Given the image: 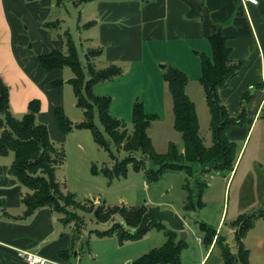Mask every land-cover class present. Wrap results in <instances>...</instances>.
Returning <instances> with one entry per match:
<instances>
[{
  "label": "rangeland",
  "instance_id": "374dc122",
  "mask_svg": "<svg viewBox=\"0 0 264 264\" xmlns=\"http://www.w3.org/2000/svg\"><path fill=\"white\" fill-rule=\"evenodd\" d=\"M35 1L25 0L26 3ZM93 6L88 5L85 13L80 14L72 5H57L54 0V5L46 14L48 22L42 25L51 32L50 35L56 41L55 45L47 48L48 50L59 49L66 52L67 38H72L87 79V54L90 49H98L95 47L99 46L97 39H88V36L96 37L97 31L94 27L83 29L81 26L77 29L76 21L80 17L85 19L83 21L88 20ZM74 12L77 20L70 16ZM60 13L64 14V24L50 23L54 21L55 15ZM38 14L39 11L33 7L25 12L23 10L22 14L26 47L31 56H36L47 47L42 45L46 41L34 25ZM195 52L198 51H193L194 54ZM172 53L174 52L169 49H161L156 54L148 52L140 62H123L120 64L122 74L119 77L97 83L92 88L96 95L111 97L110 115L123 123L128 134L133 131L134 104L140 103L149 119L147 136L155 153L160 155L170 152V147H176L178 153L183 154L185 148L182 135L175 128L172 99L163 77L165 69L160 67L163 64L161 59H165L166 64L185 67L188 73L186 92L196 107L200 136L205 147L212 145L211 112L199 80L201 56L190 55V60L181 62L179 54ZM92 64L96 69L107 66L103 56L95 58ZM48 77L49 86L52 88L50 91L53 92L48 97L50 108L39 115L42 122L38 119L37 121L48 127L52 142L56 148L64 151V162L56 167V179L62 193L72 195L75 201L80 203V207L75 209L82 219V225L75 240L74 251L71 252L72 263L135 264L134 262L143 255L164 246L168 239L167 232L171 230L166 223L157 222L162 226L160 227L152 222L137 237L124 238L121 241L119 230H112L114 222H122L120 214H114L109 222H101L96 212L99 206L106 209L124 206L129 209L149 205L171 209L184 218L187 238L181 244L180 264H200L207 253L209 246L205 243L206 234L202 231V223L226 238L224 243L229 244L231 251L236 253L238 244L235 241L233 221L240 214H256L241 243L249 250L250 264H264V168L259 164L263 161L262 152L259 156L254 150L256 133L252 135L247 146L249 136L232 175L229 170L203 167L194 162L187 163L192 166L191 174L185 169L164 170L157 181H149L147 171L157 169L156 166L152 168L150 157L145 155L146 153L143 154L142 149L133 154L123 148L118 149L117 145L111 142L98 113L95 115L94 124L103 134L109 149L95 141L91 129L77 126L85 122L86 117L70 84L74 77L72 69L63 67L49 72ZM57 107L63 110L73 126L68 132L61 131L58 126L53 112ZM237 143L240 147L243 140ZM131 155L143 161L139 170H135L133 162L126 164V159ZM118 160L125 162L121 169L116 168ZM202 187V206H199L196 201L200 198L199 191ZM192 198L194 209L186 211L190 206L189 199ZM178 241L179 236L176 242ZM211 254L212 252L202 264H223L218 247Z\"/></svg>",
  "mask_w": 264,
  "mask_h": 264
},
{
  "label": "crops",
  "instance_id": "0c3cea01",
  "mask_svg": "<svg viewBox=\"0 0 264 264\" xmlns=\"http://www.w3.org/2000/svg\"><path fill=\"white\" fill-rule=\"evenodd\" d=\"M257 1L253 4L247 0H62L61 5H72L80 14L85 13L88 5H94L91 17L86 21L81 17L78 19L76 12L70 16L78 19L77 29L81 26L83 29H96V37L89 35L88 39L98 40L99 46L95 48L103 49L100 57L105 58V68L111 64L120 67L127 61L140 62L148 52L156 54L161 49L179 54L181 62L190 60V55H211L209 37L213 35V26L220 25L231 48L230 59L242 62L239 73L220 90L221 99L231 116H238L243 106L245 108L244 123L231 126L227 132L230 140L236 143L243 140L238 147L235 170L243 147L250 136L249 145L254 133V150L259 156L262 152L263 161L259 164L264 168V0ZM53 5L54 0L30 3L0 0V77L9 88L11 113L19 119L34 99L41 102L37 113L40 122L39 115L50 108L48 97L53 92L50 91L49 73L38 64L37 56L59 50L47 49L56 41L42 26L48 22L46 14ZM31 7L40 13L34 25L44 36L46 42L42 45L47 46L36 56H31L26 47L22 25L23 10L25 12ZM63 15H55L56 20L50 23L63 25ZM90 22L93 24L86 27ZM191 49L198 52L194 54ZM160 62L164 64L160 65L162 69L165 66L177 67L164 63L165 59ZM177 68L188 75L185 67ZM247 92L250 96L243 105L242 96ZM13 160V152L0 155V264H28L17 256V250L37 253L48 260L47 264H74L71 258L64 259L60 253L74 251L80 232L76 230L75 222H63L64 214L49 207H41L26 216L23 199L31 191L10 173ZM215 248L213 242L200 264L210 252L213 254Z\"/></svg>",
  "mask_w": 264,
  "mask_h": 264
},
{
  "label": "trees",
  "instance_id": "16d2710c",
  "mask_svg": "<svg viewBox=\"0 0 264 264\" xmlns=\"http://www.w3.org/2000/svg\"><path fill=\"white\" fill-rule=\"evenodd\" d=\"M82 1L80 0V2ZM61 2L62 0H57V5H60ZM92 24L90 22L86 27ZM213 31V35L209 37L212 54L211 56L201 55V76L199 78L211 112V147H205L203 143L199 133L200 127L195 104L186 93L188 75L173 66H165L163 72L164 81L172 99L175 128L181 133L184 142L183 154H179L176 147H170V152L165 155L155 153L146 133L149 119L140 103L136 102L133 107V131L131 134L127 133L120 120L110 115L111 97L96 95L92 88L97 83L119 77L122 74V68L114 64L103 69L94 68L92 61L102 55V48L90 49L87 54L86 72L89 79H87L71 37L67 38L66 52L53 50L47 54H40L37 56V62L47 73L63 67L72 69L74 77L70 80V84L78 98V105L84 109L86 117V121L77 126L91 129L95 141L101 146L106 145L105 148L109 149L103 134L94 124L95 115L98 113L111 142H114L118 149L123 148L130 154L142 149L143 154L146 153L145 155L150 157L153 162L152 168L156 166L157 169L147 171L149 181H157L164 170L185 169L191 174L192 166L187 163L194 162L200 163L203 167L232 172L237 162L238 145L229 139L227 132L231 126H240L244 123L242 118L245 108L243 106L238 116H231L221 99L220 90L226 87L231 78L239 73L242 62H233L230 59L231 48L227 45V37L223 34L222 27L215 24ZM59 83L61 84V82ZM249 96L250 92L242 96L243 105L248 102ZM40 108L41 102L34 99L29 103L28 111L24 116L20 119L16 118L10 110L9 88L0 77V129H2L0 155L14 153L10 173L31 191L23 199L26 216L33 214L41 207H49L64 214L63 222L74 221L77 226L76 230L80 231L82 219L75 209L80 207V203H77L72 195L63 194L56 179V167L64 162V151L61 148H56L50 138L48 127L37 121V113ZM54 114L61 131L68 132L73 127L60 107L54 109ZM126 160V164L134 163L135 170H139L143 165L142 160L136 159L132 155ZM124 164L125 162L118 160L116 168L121 169ZM202 192L203 187L199 191L200 198L198 197L196 201L199 206H202ZM193 199H189L190 206L186 211L194 209ZM147 208L145 205L129 209L124 206L109 207L108 209L99 206L96 212L101 222H109L114 214H120L122 222H114L112 230H119L122 241L124 238H133L139 235L132 234L129 229L139 226ZM255 216L256 214H240L233 221L235 241L238 244L236 253L231 251L229 244L224 243L226 238L218 234V231L211 230L205 224H201L202 231L206 234L205 243H208L210 247L214 242V246L220 249L223 264H250L249 250L241 243V240L244 239L247 230L252 226ZM152 222L157 223L158 221L153 220L149 224ZM159 223L157 225L162 227ZM167 238L164 246L143 255L134 263L180 264V248L183 243L176 242L178 236L173 230L167 232ZM60 255L64 259L71 258L70 251H62Z\"/></svg>",
  "mask_w": 264,
  "mask_h": 264
},
{
  "label": "water",
  "instance_id": "95a60500",
  "mask_svg": "<svg viewBox=\"0 0 264 264\" xmlns=\"http://www.w3.org/2000/svg\"><path fill=\"white\" fill-rule=\"evenodd\" d=\"M162 67H164L162 65ZM153 220L158 222L166 223L171 230L177 232L179 236V241L182 242L187 238V231L185 228L184 218L176 214L171 209H162L160 206H150L147 211L142 216L141 222L137 228L129 229L132 234H140L144 232L149 223Z\"/></svg>",
  "mask_w": 264,
  "mask_h": 264
},
{
  "label": "built area",
  "instance_id": "2783aa9c",
  "mask_svg": "<svg viewBox=\"0 0 264 264\" xmlns=\"http://www.w3.org/2000/svg\"><path fill=\"white\" fill-rule=\"evenodd\" d=\"M253 4H257V0H247ZM17 256L28 264H47L48 260L44 259L37 253L28 252L25 250H17Z\"/></svg>",
  "mask_w": 264,
  "mask_h": 264
}]
</instances>
